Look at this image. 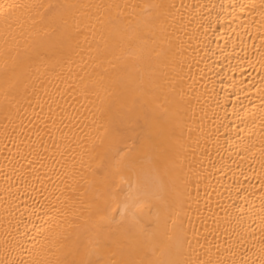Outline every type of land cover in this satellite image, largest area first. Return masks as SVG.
<instances>
[{
    "label": "bare ground",
    "instance_id": "obj_1",
    "mask_svg": "<svg viewBox=\"0 0 264 264\" xmlns=\"http://www.w3.org/2000/svg\"><path fill=\"white\" fill-rule=\"evenodd\" d=\"M0 264H264V0H0Z\"/></svg>",
    "mask_w": 264,
    "mask_h": 264
}]
</instances>
